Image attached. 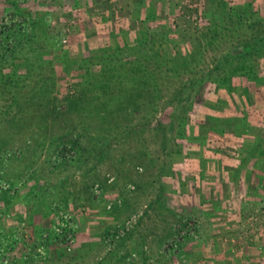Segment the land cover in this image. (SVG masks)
I'll return each instance as SVG.
<instances>
[{
    "label": "rangeland",
    "instance_id": "374dc122",
    "mask_svg": "<svg viewBox=\"0 0 264 264\" xmlns=\"http://www.w3.org/2000/svg\"><path fill=\"white\" fill-rule=\"evenodd\" d=\"M237 9L247 18L264 16V0H0V34L17 42L3 51L0 41V77L33 89L35 76L18 75L26 72L27 55L40 58L33 65L37 75L52 66L56 72L52 102L49 93L27 103L32 95L26 92L28 113L17 104L9 108L12 92L0 91V116L29 120L14 128L7 145L17 156L0 167V264H264V106L237 119L236 104L249 99L242 86L230 94L209 80L200 98L187 104L185 136L176 141L181 145L171 142L167 129L162 149L155 128L163 115L164 74L194 46L204 58L199 66L236 50V35L222 24ZM138 41L148 47L142 54L159 65L149 62L154 83L134 118L145 112L154 127L107 132L100 158L84 136L79 156L64 140L72 125L46 109L55 105L57 112L61 97L75 91L85 57L125 47V58L138 54L132 49ZM67 58L70 72L63 70ZM254 60V73L264 78V53ZM88 65L92 76L100 74L99 63ZM239 79L252 104L254 96L264 102V80ZM44 116L46 130L38 125Z\"/></svg>",
    "mask_w": 264,
    "mask_h": 264
},
{
    "label": "trees",
    "instance_id": "16d2710c",
    "mask_svg": "<svg viewBox=\"0 0 264 264\" xmlns=\"http://www.w3.org/2000/svg\"><path fill=\"white\" fill-rule=\"evenodd\" d=\"M244 12V10L240 12L237 9L235 12L236 17L230 19L229 24H222V29H228L231 35H236V50L231 48V51L228 50L226 54L219 55L216 60L211 61V65L206 63L205 67L199 66L204 59L203 56H200V46H194L185 54H180L178 57L179 64L164 74L165 81L161 84L159 94L162 104L159 109L163 110V115L158 119L155 126L156 130L159 131L162 149L168 147L167 142L170 136L166 134L167 129L172 131L171 142L173 141L175 145H181L176 141L178 138L185 136L184 124L189 121V110L186 111L188 109L187 104L190 105L192 101L194 103L195 100L197 101L200 98L201 94L199 92L206 81L214 82L215 88L223 87L230 94H233L239 85L242 86V95H246L249 99L245 101L246 106L245 104L242 106V103L240 106L236 104V118L240 117L241 114L247 117L249 113H256L257 110L261 111L263 109L264 104L262 103L264 102L258 99L257 96L253 97L254 102L251 103L250 90L247 84L244 85L243 81L239 79V76L246 77L247 80L256 83H261L264 80L263 76L253 71L254 58L264 53V16L258 14L255 17L247 18V13ZM211 31L213 34L208 35L207 44L212 43L211 37H215L218 28H213ZM7 38H9L8 34L5 36L2 33L0 34V41L4 40L2 44L3 51L7 49L13 51L17 42L12 41L11 43L10 38L9 40ZM146 45V42L138 41V45L132 47V49L139 51H137L138 54L126 52L125 58L123 55V48L125 47H115L111 52L102 51V53L93 54L91 57H85L81 63L82 66L84 65L85 70H83V73H78L80 80L76 83L75 91L66 92L61 97L57 103V112L55 105L46 109L45 114L49 110L54 111V115L59 118L62 125H72L65 128L71 136L65 137L64 140L70 141L69 143L75 151L78 150L79 156L83 155L81 149H85L83 148L84 143H82L84 136H87V142H85L87 148L92 146L93 152L100 158L101 155L107 152L106 146H108L109 135L114 129L119 133H124V130L138 133L154 127L147 120V113L145 112L139 117V120L134 118L137 112L142 111L141 103L143 99L149 96L150 85L154 83L153 71L149 68V62L154 63L155 66L159 65L153 55L147 56L140 51L142 46L148 49ZM63 53L67 55L66 50ZM39 59L32 60L29 55L25 56L26 72L18 73L22 79L35 76V78L30 79L33 83V89L25 90V83L18 79L12 80L13 78L10 75L9 78L7 74L4 78L0 77V91L4 95H10L11 92L13 94L14 101L10 102L9 108H13L17 104L20 111L25 112L27 107L23 102H26V97H28L26 92L30 91L29 96L32 95V98L27 103H34L36 96L39 99L41 95L46 98L49 93L48 102H52L56 72L52 66L50 71L39 73V75L34 73V64ZM66 60L69 61L68 58ZM93 63H99L101 66L98 76H92L89 73L88 64ZM71 66L70 61H65L63 70L70 72ZM78 67L83 69L80 66ZM122 71L125 72V77H123ZM38 79L39 82H42L41 87L38 85ZM112 84L114 85L111 86ZM16 89L22 92V96L21 92H16ZM222 95V101L225 106H228L226 93L223 92ZM167 106H170V109H166ZM6 110L8 111V107L3 109V112H6ZM39 113L36 116L40 115ZM45 116L38 125L46 130L49 125L48 118ZM23 119L17 120L15 116L8 118L0 116V167L6 165L17 153L16 150H11L9 146H11L14 138V128L21 130L22 126H25L29 121ZM17 124L19 126H16ZM95 125H97V128H95ZM107 132L110 133L105 136ZM94 136L95 141H92L91 138ZM12 180L16 181L14 178ZM3 193L5 195V191Z\"/></svg>",
    "mask_w": 264,
    "mask_h": 264
},
{
    "label": "built area",
    "instance_id": "2783aa9c",
    "mask_svg": "<svg viewBox=\"0 0 264 264\" xmlns=\"http://www.w3.org/2000/svg\"><path fill=\"white\" fill-rule=\"evenodd\" d=\"M170 243H172V242H170Z\"/></svg>",
    "mask_w": 264,
    "mask_h": 264
}]
</instances>
